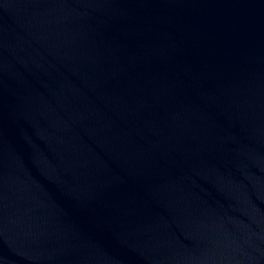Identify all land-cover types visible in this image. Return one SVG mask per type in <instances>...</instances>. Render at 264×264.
<instances>
[{
	"label": "water",
	"instance_id": "1",
	"mask_svg": "<svg viewBox=\"0 0 264 264\" xmlns=\"http://www.w3.org/2000/svg\"><path fill=\"white\" fill-rule=\"evenodd\" d=\"M0 264H264V0H0Z\"/></svg>",
	"mask_w": 264,
	"mask_h": 264
}]
</instances>
